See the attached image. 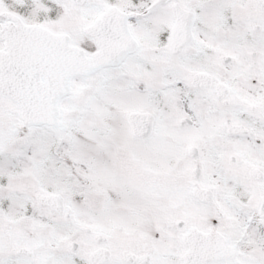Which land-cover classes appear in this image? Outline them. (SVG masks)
I'll return each instance as SVG.
<instances>
[{
	"label": "snow or ice",
	"instance_id": "obj_1",
	"mask_svg": "<svg viewBox=\"0 0 264 264\" xmlns=\"http://www.w3.org/2000/svg\"><path fill=\"white\" fill-rule=\"evenodd\" d=\"M0 264H264V0H0Z\"/></svg>",
	"mask_w": 264,
	"mask_h": 264
}]
</instances>
